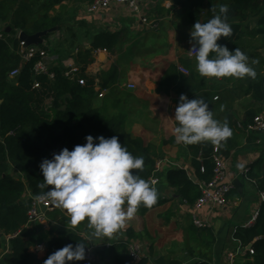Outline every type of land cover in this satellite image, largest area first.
<instances>
[{"label":"trees","instance_id":"trees-1","mask_svg":"<svg viewBox=\"0 0 264 264\" xmlns=\"http://www.w3.org/2000/svg\"><path fill=\"white\" fill-rule=\"evenodd\" d=\"M16 1L0 0V19L7 20L10 26V31H2L3 36L0 37V264H44L47 257L56 250L69 243L75 245L83 241L86 242V252L90 246H94L95 260L90 264H148L147 257L132 262L128 254V244L142 239L143 236V233L130 225H125L111 237H93L89 240L91 229L87 226V220L74 226L70 223V217L58 208L47 212L49 221L47 230L40 223L28 222L27 212L31 198L39 193L37 185L43 182L40 163L45 158L51 159L53 153H58L63 148L72 150L74 146L84 144L88 135L94 138L117 136L119 142L133 156L144 158L143 171L137 170L141 178L148 181L150 177L156 176L159 183L168 186L191 207L200 196L198 183L212 179L214 168L212 150L215 145L210 142L186 145L191 156L190 170L196 181H192L188 171L181 166H166L154 172L155 159L158 157L155 146L146 144L140 137L132 136L126 131L128 118L126 103L129 96L117 86L112 88L117 81V68L111 66L102 74L100 88L109 91L101 100L97 99L93 78H88L84 85H80L63 75L62 66L53 69L52 79L46 75L35 76L32 72V62H23L21 59L16 35L21 31L29 35L48 29H54L51 31L53 32L57 26L59 27L60 20L57 17L50 18L45 13L27 25L26 20H20L14 12L8 19L5 16L7 13L5 8H10ZM180 2L188 8L189 18L208 6L206 22L214 15L211 11L212 6H216L218 12L219 5L227 4L229 8L227 22L233 28V35L229 38L221 37L217 43L227 46L230 51H234L235 48L242 50L246 47L252 48L250 39L261 36L260 47L264 48V0H227L216 3L213 0H180ZM47 10L46 6L45 12ZM250 21L255 22V27L250 28ZM120 34L98 32L90 44V50L84 49L75 60L81 66V70L93 62L91 50L99 48L114 50L122 41ZM255 54L260 57L262 63L264 57L261 53ZM15 68L20 69L19 74L10 78L8 74ZM256 74L255 79H247V92L255 102H263L264 76L261 71H256ZM221 79L228 83L239 81L231 77ZM34 80L39 82L38 88H32ZM204 82L205 77L191 69L184 75L178 72L175 66L169 65L166 74L158 82L156 91L178 97L183 94L191 99L198 89L203 87ZM257 114L254 111L246 112L243 124L251 122ZM248 139L252 144L257 141L256 137ZM237 145V139L231 136L218 146L219 153L228 155L230 149ZM245 178L252 182L257 191L264 194L263 155L249 165ZM165 201L158 194L155 205L151 208L141 205L136 214L142 216ZM188 235L190 242L203 243L199 249L189 247L188 256H195L198 250L195 264H211L206 250L214 241L212 230L207 226L200 229L191 226ZM234 237L242 246L252 242L253 253L246 252L237 261L238 264H264V199L261 201L254 224L250 227L237 228ZM38 243H43L46 248L42 255L31 250ZM203 247L204 249H201ZM84 262L85 260L73 261L67 264ZM152 263L181 262L156 257L152 259Z\"/></svg>","mask_w":264,"mask_h":264},{"label":"crops","instance_id":"crops-1","mask_svg":"<svg viewBox=\"0 0 264 264\" xmlns=\"http://www.w3.org/2000/svg\"><path fill=\"white\" fill-rule=\"evenodd\" d=\"M221 1L227 0H213L214 3ZM46 6L48 10L45 12ZM5 9L8 19L14 12L20 20H26L27 25L45 13L50 18H59V27L43 37L44 44L58 57L54 68L61 67L66 60L75 61L84 49L90 50V44L98 32L121 33L122 41L114 50L106 49L107 52H100L96 56L92 55L91 50L93 62L88 65L89 77H97L99 82L96 86L101 89L102 74L115 66L118 76L112 88L117 86L129 96L126 103V131L132 136L140 137L146 144L154 145L158 157L168 158L175 166L184 167L189 177L194 176L190 170V151L185 144L177 143L173 134L177 125L174 112L179 97L157 93L156 89L169 65L176 69L181 65L188 71L191 69L197 72L195 56L188 52L192 47L190 31L196 22L206 23L208 6L195 12L192 18L188 17V8L180 0H146L137 15L125 4L89 13L87 0H17L14 5ZM141 17L147 21L142 22ZM249 23L250 28L255 27V22ZM6 27H10L7 20L0 19V32L5 31ZM250 41L252 48L246 47L241 51L249 57L250 66L255 71H261L264 76V61L261 63L260 57L255 54L260 52L264 57V48L260 47L262 37L256 36ZM247 79L245 77L228 83L221 78L205 77L203 87L191 98L204 99L209 104L213 118L221 123L226 120L232 136L238 141V145L231 148L228 155L220 153L226 164L227 178L233 183L226 204L214 208L205 206L196 213L207 228L212 230L214 241L206 250L211 264H238L241 256L248 252V246L252 242L242 246L234 234L237 228L248 227V221L258 211L264 199L263 193L257 191L243 174L244 169L252 162L261 155L264 157V137L255 133L248 134L238 126L243 124L248 111L264 116V101L255 102L250 97ZM128 84L135 86L129 89ZM101 90L103 97H97L98 100L104 98L109 91ZM215 96L218 98L214 99ZM249 137H256L255 144L249 141ZM235 181L238 182L237 185ZM154 187L166 201L142 216L136 214L125 224L143 233L142 239L137 241L141 258L147 257L148 264H153L152 259L156 257L179 260L180 264H195L198 250L195 256L190 257L188 248L194 246L199 249L203 243L189 241L188 230L191 226L196 227L193 224L192 206H187L172 189L159 181ZM44 229L47 230L45 225ZM142 240L145 243L140 244ZM180 244H185V248ZM178 247L184 251L181 256L176 255Z\"/></svg>","mask_w":264,"mask_h":264},{"label":"clouds","instance_id":"clouds-1","mask_svg":"<svg viewBox=\"0 0 264 264\" xmlns=\"http://www.w3.org/2000/svg\"><path fill=\"white\" fill-rule=\"evenodd\" d=\"M211 11L214 15L209 21L196 22L190 31L192 47L188 52L195 56L197 72L202 77L216 79H255L256 71L244 52L239 48L230 51L217 43L221 37L233 35V28L227 22L228 5H219L218 12L212 6ZM174 119L177 143L210 142L220 146L232 136L227 121L214 119L209 104L202 98L180 95ZM85 141L72 150L63 148L53 153L51 159L42 160L39 168L43 182L37 185L40 191L35 199L64 210L74 226L87 220L91 229L89 240L111 237L125 227L141 205L151 208L156 204L157 189L154 181H146L138 174L137 170L144 169V158L133 156L117 136L88 135ZM85 257L86 242L69 243L50 254L44 264H67L83 261Z\"/></svg>","mask_w":264,"mask_h":264},{"label":"built area","instance_id":"built-area-1","mask_svg":"<svg viewBox=\"0 0 264 264\" xmlns=\"http://www.w3.org/2000/svg\"><path fill=\"white\" fill-rule=\"evenodd\" d=\"M146 0H87V11L89 13H98L100 11L109 9L111 6L116 4H125L127 5L131 11L135 14H140L142 4ZM142 22H146V18L141 17ZM3 34L0 32V37H2ZM16 38L19 41V48H20V56L23 62H32V72L35 76L39 75H46L49 79H52L54 77L53 69L55 65H57L58 57L57 55L52 52L50 47H48L47 44H44V41L41 44H25V41L19 39V33L16 35ZM44 44V45H43ZM100 52H107L106 49H94L92 50V55L96 56ZM63 68V75L72 80L77 81L80 85H84L88 78H90L88 75V66L85 67V69L82 71L81 66L78 65L74 60H66L63 61L62 64ZM20 69L15 68L11 70L8 74L10 78H14L19 74ZM177 71L181 74L187 75L188 69L185 67L178 65ZM97 77L93 79L94 86L97 90V97L101 98L103 97V91L98 88V81ZM39 82L34 80L32 83V88H38ZM127 88L132 89L134 88V85L128 84ZM218 97L215 96L214 99H217ZM239 127L243 129L245 132L249 133H255L262 135L264 134V116L262 114H257L252 118V121L247 124H239ZM212 160L214 164L213 168V176L212 179L208 182H201L198 183V187L200 190V196L197 198L195 203L192 205L193 210V224L198 227L202 228L206 226V223H204L199 217L197 216V212L207 206L210 208L214 207H222L227 202V195L233 188V183L227 178L226 175V164L223 159V157L219 153V147L214 146L212 150ZM174 163L170 161L166 157H157L155 159V166H154V172L160 171L165 166H172ZM248 172V168L244 169V176H246V173ZM149 182L154 181V185L158 183V179L156 176L150 177L148 179ZM264 195L262 194V198ZM54 209H57L56 206L52 205L48 201H41L37 202L35 197L31 198L30 206L28 209V222H37L44 225H47L49 222L47 219V212L52 211ZM67 215V214H66ZM258 215V211H255L250 220L247 223V226L250 227L254 224L256 217ZM9 238V237H8ZM108 246V245H105ZM42 248V250H41ZM94 246H90L87 249L85 262L84 264H90L95 260V256L93 253ZM128 251L129 256L132 260V262H138L141 259V251H140V245L137 241H132L128 244ZM46 251V248L43 244H36L34 246L33 252H36L37 254L42 255L43 252ZM250 254L253 253V250L251 248V245L248 246L247 250ZM45 253V252H44Z\"/></svg>","mask_w":264,"mask_h":264},{"label":"water","instance_id":"water-1","mask_svg":"<svg viewBox=\"0 0 264 264\" xmlns=\"http://www.w3.org/2000/svg\"><path fill=\"white\" fill-rule=\"evenodd\" d=\"M54 29H48V30H44V31H40L34 34H26L25 32L21 31L19 32V39L25 41V44H41L43 42V37L46 36L49 32H51ZM5 31L8 32L10 31V27H6ZM262 53H264V51L262 50ZM190 179L192 181H196L195 177L193 175H191ZM237 181H235V184L237 185ZM19 203H21V201H19ZM60 209V208H58ZM62 210V209H60ZM65 214H67L64 210H62ZM68 215V214H67Z\"/></svg>","mask_w":264,"mask_h":264},{"label":"rangeland","instance_id":"rangeland-1","mask_svg":"<svg viewBox=\"0 0 264 264\" xmlns=\"http://www.w3.org/2000/svg\"><path fill=\"white\" fill-rule=\"evenodd\" d=\"M133 14H134V13H133ZM135 15H137V14H135ZM188 72H189V71H188ZM134 86H135V85H134ZM250 134L252 135L253 133H250ZM261 136L264 137V134H262ZM48 224H49V223H47V225H45V227H47V229L49 228V225H48ZM96 241L99 242V243L101 242V241H98V240H96ZM143 241H144V240H142V243H140V244L145 243V242H143ZM99 243H95V244H99ZM180 245H182V246L185 248V244H180ZM182 246H181V247H182ZM154 247H156V246H154ZM181 247H180V248H181ZM183 247H182V248H183ZM142 248H143V246H142ZM182 252L184 253V251H181V249H179V247H178L177 250H176V255H177V256H181V255L183 254Z\"/></svg>","mask_w":264,"mask_h":264}]
</instances>
